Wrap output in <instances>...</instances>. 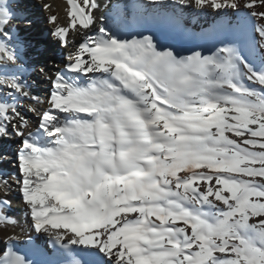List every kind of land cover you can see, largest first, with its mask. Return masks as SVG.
<instances>
[{
	"label": "snow or ice",
	"instance_id": "snow-or-ice-1",
	"mask_svg": "<svg viewBox=\"0 0 264 264\" xmlns=\"http://www.w3.org/2000/svg\"><path fill=\"white\" fill-rule=\"evenodd\" d=\"M67 4L0 0V264H264V0Z\"/></svg>",
	"mask_w": 264,
	"mask_h": 264
},
{
	"label": "bare ground",
	"instance_id": "bare-ground-1",
	"mask_svg": "<svg viewBox=\"0 0 264 264\" xmlns=\"http://www.w3.org/2000/svg\"><path fill=\"white\" fill-rule=\"evenodd\" d=\"M102 2V0H101ZM48 4L50 7L45 10L43 5ZM22 7L26 10L27 15L34 21V24L38 30L43 33L41 39L44 40L45 45L50 44L51 46L58 49L59 43L55 40L51 35V25L48 24V17L55 15L57 17V23L60 25L68 24V4L67 0H21ZM72 33H69V37L71 38ZM52 37V39H51ZM20 39L27 45L29 41L35 43L34 39L31 37V32L29 31H21ZM77 41H79L80 37H76ZM196 44H202L205 47L211 46L210 42L205 40H200L194 38ZM175 43V42H173ZM185 46L181 48V50H185ZM23 59L27 63H31L33 59V54L30 49H27L23 53ZM49 66L51 67L52 63H60L57 59L55 61H50ZM62 67V64L60 65ZM54 70V69H53ZM33 88H37V85L33 83ZM40 89H44L49 87L47 84H40L38 86ZM41 96L46 97L45 92L40 93ZM31 116V114H29ZM18 146V145H17ZM14 144L12 147H17ZM0 169H3L5 172H12L14 169V160L12 158V154H10L5 160H0ZM11 207L8 209V214L14 217L17 221H19L16 227H7L6 229L0 228V247H4V239L6 236L10 235H19L21 231L27 232L30 227V220L26 216V208L21 199L19 198L18 193H14L11 197Z\"/></svg>",
	"mask_w": 264,
	"mask_h": 264
},
{
	"label": "rangeland",
	"instance_id": "rangeland-1",
	"mask_svg": "<svg viewBox=\"0 0 264 264\" xmlns=\"http://www.w3.org/2000/svg\"><path fill=\"white\" fill-rule=\"evenodd\" d=\"M51 39H52V37H51Z\"/></svg>",
	"mask_w": 264,
	"mask_h": 264
}]
</instances>
